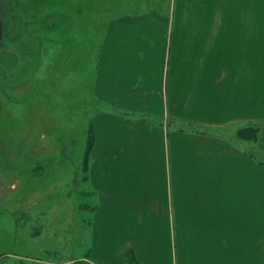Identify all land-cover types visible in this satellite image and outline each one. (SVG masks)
Wrapping results in <instances>:
<instances>
[{
	"label": "crops",
	"instance_id": "crops-1",
	"mask_svg": "<svg viewBox=\"0 0 264 264\" xmlns=\"http://www.w3.org/2000/svg\"><path fill=\"white\" fill-rule=\"evenodd\" d=\"M168 6L102 42L85 254L31 261L264 264V0Z\"/></svg>",
	"mask_w": 264,
	"mask_h": 264
},
{
	"label": "rangeland",
	"instance_id": "rangeland-1",
	"mask_svg": "<svg viewBox=\"0 0 264 264\" xmlns=\"http://www.w3.org/2000/svg\"><path fill=\"white\" fill-rule=\"evenodd\" d=\"M169 1L0 0V264L83 252L94 116L110 108L95 95L102 42L124 15Z\"/></svg>",
	"mask_w": 264,
	"mask_h": 264
},
{
	"label": "trees",
	"instance_id": "trees-1",
	"mask_svg": "<svg viewBox=\"0 0 264 264\" xmlns=\"http://www.w3.org/2000/svg\"><path fill=\"white\" fill-rule=\"evenodd\" d=\"M256 135V130L254 129V137ZM132 259V257H130ZM82 264H86V263H82Z\"/></svg>",
	"mask_w": 264,
	"mask_h": 264
}]
</instances>
